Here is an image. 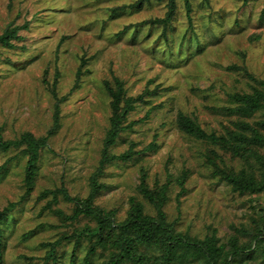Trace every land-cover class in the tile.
<instances>
[{"label": "rangeland", "instance_id": "rangeland-1", "mask_svg": "<svg viewBox=\"0 0 264 264\" xmlns=\"http://www.w3.org/2000/svg\"><path fill=\"white\" fill-rule=\"evenodd\" d=\"M138 0H0V35L18 28L14 45H0V139L15 140L25 133L48 136L32 192L27 193L28 155L18 149L0 151V211L15 204L0 235V264H83L89 241L83 239L75 262L76 240L57 248V261L48 259L45 244L95 221L85 215L63 222L53 210L72 215L85 202L92 177L102 160L111 127L112 98L106 82H124L127 96L145 99L128 114L127 127L110 149L116 159L99 176L103 188L95 204L115 211L123 221L132 198L156 216L155 207L139 191L168 187L164 210L177 231L200 239L216 234L230 247L252 242L250 233L264 225V191L233 190L215 174L254 171L264 178L259 160L233 156L180 129V113L207 133L226 135L241 130L240 120L264 135V109L243 115L235 93H252L264 81V0H178L170 25L152 24L164 18L167 2L152 1L131 8ZM147 91L149 93H147ZM261 123V126H260ZM215 152V153H214ZM264 160V143L258 146ZM8 163L5 169L1 167ZM245 230V231H243ZM236 264H264V242ZM158 255V251H152ZM109 251L98 247L90 264H105ZM198 263L193 264H199Z\"/></svg>", "mask_w": 264, "mask_h": 264}, {"label": "trees", "instance_id": "trees-1", "mask_svg": "<svg viewBox=\"0 0 264 264\" xmlns=\"http://www.w3.org/2000/svg\"><path fill=\"white\" fill-rule=\"evenodd\" d=\"M152 1L167 2L168 11L166 16L150 20L152 24H161L167 28L176 15L178 0H138L131 5V8H141L145 3ZM186 8L188 18L192 21L191 13L193 9L190 0H186ZM18 31V28H14L0 35V45L13 47L14 45L10 40L17 37ZM251 78L257 85L252 86V93L233 94L232 97L237 101L238 106L232 109L231 113L251 115L264 109V81L257 80L252 76ZM106 86L112 98L111 127L104 140L100 166L92 177L91 194L85 202L71 197L65 188L43 194L45 197L52 193L53 199L57 201L58 193H60L66 201L76 203L72 215H67L60 209L53 210L63 222L75 221L80 216L85 215L96 223L94 226L86 225L84 228L76 229L72 235L65 233L59 240L45 244L46 247H51L48 251V259L56 262L57 248L64 241L71 239L76 240L73 262L76 260L77 248L80 247L83 239H87L90 243L83 264L91 263L90 258L98 247L109 251L105 264H193L198 263L199 260H201L199 264H236L241 263L243 260V252L251 254L253 253L252 249L259 248L257 246L264 242V225L262 229L257 227L249 234L252 238L249 245L246 243L240 244L238 238L233 236L230 239L228 249H226V245L219 244L220 239L216 234V230L204 239L191 237L189 234L177 231L175 224L167 220V214L164 210L168 198V187L151 188L144 179L145 175L139 185V191L155 207L156 216L147 213L143 204L132 198L127 217L123 221L117 222L115 211H106L95 204V198L103 188V184L99 183L98 178L104 174L105 166L113 160H126L133 156L134 152L132 150L122 155H114L110 149L117 143L120 133L127 127L132 126V124L125 125L128 114L136 108L138 102L145 99V94L136 98L127 96L124 82L118 78L115 79V86L109 82H106ZM147 93L149 92L147 91ZM179 125L180 129L195 138L220 147L224 151L232 153L233 156L244 158L248 165H251L250 159L255 158L264 167V160L258 154V146L264 143V135L259 128L246 121L236 122L235 125L241 129L240 131L230 130L226 135L220 136L215 133H205L196 121L182 113L179 115ZM48 138V136L36 138L31 133H25L21 138L15 140L0 139V151L7 152L11 149H18L22 154L28 155L25 179L28 194L34 188L39 160L42 150L47 145ZM209 159L208 161L214 165L215 174L220 175L222 180L231 184L233 190L242 194H254L264 191V178L258 181L254 171L241 170L239 173L227 171L225 168L219 167L214 159ZM7 165L8 163L4 164L1 169H5ZM15 206L12 203L0 211V235L2 223L7 221L9 213L13 211ZM152 251H158V255L152 254Z\"/></svg>", "mask_w": 264, "mask_h": 264}]
</instances>
